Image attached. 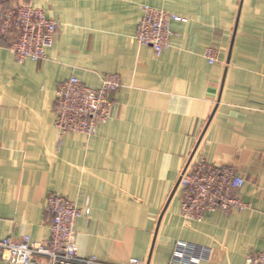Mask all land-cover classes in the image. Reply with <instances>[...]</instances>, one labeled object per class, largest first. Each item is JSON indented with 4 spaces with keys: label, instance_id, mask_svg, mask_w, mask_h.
<instances>
[{
    "label": "crops",
    "instance_id": "0c3cea01",
    "mask_svg": "<svg viewBox=\"0 0 264 264\" xmlns=\"http://www.w3.org/2000/svg\"><path fill=\"white\" fill-rule=\"evenodd\" d=\"M19 5L57 31L43 59L22 63L0 37V237L46 239L44 202L59 194L84 209L81 257L245 264L264 252V0H0V19ZM143 5L182 18L159 56L134 37ZM107 74L122 82L111 118L93 136H61L58 85L76 76L98 88ZM198 154L244 180L243 208L181 217L179 174Z\"/></svg>",
    "mask_w": 264,
    "mask_h": 264
},
{
    "label": "built area",
    "instance_id": "2783aa9c",
    "mask_svg": "<svg viewBox=\"0 0 264 264\" xmlns=\"http://www.w3.org/2000/svg\"><path fill=\"white\" fill-rule=\"evenodd\" d=\"M182 18L162 9L142 6L137 23L135 40L140 46L152 48L159 56L170 46V22ZM57 31V22L48 18L35 6L19 5L1 14L0 37L10 38L8 50L18 63L38 61L45 57ZM210 63L216 59L212 48L205 51ZM122 86L117 74L101 77L98 88L84 85L76 76L62 81L55 91L54 125L59 134L80 133L93 136L100 124L107 122L113 113L109 94ZM244 180L229 167L208 163L202 154L191 156L178 178L183 190L180 215L185 220H202L213 210L229 212L243 208L244 204L234 195ZM45 212L51 217L49 235L33 241L23 235L19 240L0 237V260L12 264H109L95 256L81 257L74 239L73 227L84 209L59 194H49L44 202ZM178 250L189 253L190 245L180 242ZM125 264H145L132 257ZM167 264H194L185 256L177 255ZM245 264H264V252L247 257Z\"/></svg>",
    "mask_w": 264,
    "mask_h": 264
}]
</instances>
